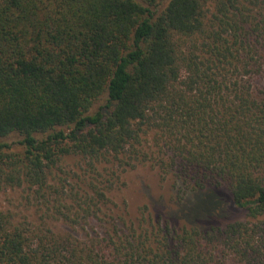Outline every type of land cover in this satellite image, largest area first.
Listing matches in <instances>:
<instances>
[{"label": "trees", "instance_id": "trees-1", "mask_svg": "<svg viewBox=\"0 0 264 264\" xmlns=\"http://www.w3.org/2000/svg\"><path fill=\"white\" fill-rule=\"evenodd\" d=\"M12 135L22 149L0 144V192L23 187L40 218L0 210V264H264V0H0ZM68 158L89 167L70 189ZM148 159L180 192L226 189L247 220H127L99 166Z\"/></svg>", "mask_w": 264, "mask_h": 264}, {"label": "rangeland", "instance_id": "rangeland-1", "mask_svg": "<svg viewBox=\"0 0 264 264\" xmlns=\"http://www.w3.org/2000/svg\"><path fill=\"white\" fill-rule=\"evenodd\" d=\"M105 104L106 97H103L93 107L92 112L98 111ZM21 141L22 138L17 135L0 138V144L10 145L12 151L17 153L22 149ZM146 141L144 153L150 156L152 151H157V149L150 139ZM124 162L126 163L124 166H120V163H105L99 166L103 175L99 177V181L104 186L106 181L111 180L110 177L115 175L114 182L111 180L114 187L112 186L109 192V198L117 208L126 211L127 220H136L143 211L153 220L171 222L174 227H182L184 224H194L200 227L207 225L226 227L229 224L247 220L246 211L234 205L232 196L226 189H219L215 191L216 194L211 193L206 196L196 192H180L174 186L173 180L165 177L151 159L141 163L127 160ZM88 169V165L83 160L68 158L64 161L61 172L57 171L59 174L57 177L67 180L66 184L70 189V183L74 181V171L83 175ZM24 190L21 187L9 188L0 192V210L12 211L16 216V221L39 219L40 214H38L35 201L31 203L33 207L27 203L29 197H33ZM204 201L208 203H203ZM201 205L210 206V219L204 218L206 214L203 213H199V216L194 214V208ZM46 221L56 233L62 234L75 230L62 221H55L52 218H47ZM80 234L84 235L86 232L80 231ZM228 264L237 263L230 261Z\"/></svg>", "mask_w": 264, "mask_h": 264}]
</instances>
